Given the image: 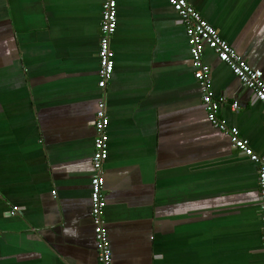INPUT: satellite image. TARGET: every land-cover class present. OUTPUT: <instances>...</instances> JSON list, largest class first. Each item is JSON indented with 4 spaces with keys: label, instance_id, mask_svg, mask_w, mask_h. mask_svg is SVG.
Wrapping results in <instances>:
<instances>
[{
    "label": "crops",
    "instance_id": "crops-1",
    "mask_svg": "<svg viewBox=\"0 0 264 264\" xmlns=\"http://www.w3.org/2000/svg\"><path fill=\"white\" fill-rule=\"evenodd\" d=\"M102 2L0 0V264H98ZM188 2L264 80V0ZM116 5L103 167L112 263L262 264L257 166L210 125L178 16L165 0ZM203 61L226 99L219 117L264 156L263 105L211 50Z\"/></svg>",
    "mask_w": 264,
    "mask_h": 264
},
{
    "label": "built area",
    "instance_id": "built-area-1",
    "mask_svg": "<svg viewBox=\"0 0 264 264\" xmlns=\"http://www.w3.org/2000/svg\"><path fill=\"white\" fill-rule=\"evenodd\" d=\"M178 16L184 27L189 55L193 67V77L201 89V102L210 125L226 135L231 146L257 166V188L259 195L258 215L260 221V239L262 264H264V156L255 154L248 141L241 138L238 129L230 127L219 117V109L226 102L224 97L215 96L211 88L210 68L203 61L204 49L211 50L240 83L252 91L253 97L264 107V80L260 70L251 68L223 40L218 31L206 22L188 2V0H165ZM116 0H103L101 8L100 37L98 47V82L100 99L94 115L93 152L91 156L92 176L90 180V217L93 225L95 249L98 264H113L108 235L105 229L104 213L106 196L104 190L103 167L108 158V127L106 87L114 69V53L111 39L117 28ZM237 111V101L230 104ZM20 209L13 206L7 211L8 217H14Z\"/></svg>",
    "mask_w": 264,
    "mask_h": 264
},
{
    "label": "water",
    "instance_id": "water-1",
    "mask_svg": "<svg viewBox=\"0 0 264 264\" xmlns=\"http://www.w3.org/2000/svg\"><path fill=\"white\" fill-rule=\"evenodd\" d=\"M105 221V220H104Z\"/></svg>",
    "mask_w": 264,
    "mask_h": 264
}]
</instances>
